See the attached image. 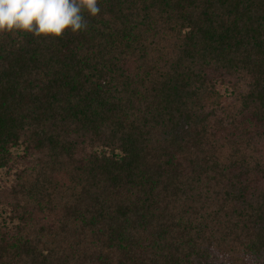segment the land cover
<instances>
[{"label":"trees","instance_id":"1","mask_svg":"<svg viewBox=\"0 0 264 264\" xmlns=\"http://www.w3.org/2000/svg\"><path fill=\"white\" fill-rule=\"evenodd\" d=\"M0 34V264H264V0H98Z\"/></svg>","mask_w":264,"mask_h":264},{"label":"clouds","instance_id":"2","mask_svg":"<svg viewBox=\"0 0 264 264\" xmlns=\"http://www.w3.org/2000/svg\"><path fill=\"white\" fill-rule=\"evenodd\" d=\"M101 12L98 0H0V34L23 32L62 38L88 29L85 18Z\"/></svg>","mask_w":264,"mask_h":264}]
</instances>
